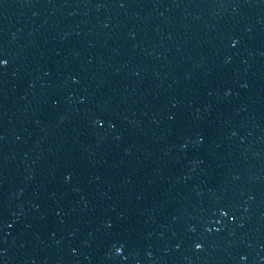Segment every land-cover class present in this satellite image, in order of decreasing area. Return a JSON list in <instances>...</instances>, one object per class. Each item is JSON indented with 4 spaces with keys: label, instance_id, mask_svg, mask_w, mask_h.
I'll use <instances>...</instances> for the list:
<instances>
[{
    "label": "water",
    "instance_id": "water-1",
    "mask_svg": "<svg viewBox=\"0 0 264 264\" xmlns=\"http://www.w3.org/2000/svg\"><path fill=\"white\" fill-rule=\"evenodd\" d=\"M0 264H264V0H0Z\"/></svg>",
    "mask_w": 264,
    "mask_h": 264
}]
</instances>
